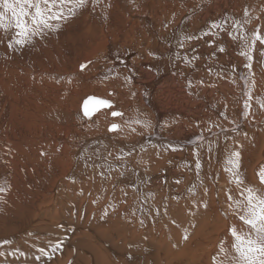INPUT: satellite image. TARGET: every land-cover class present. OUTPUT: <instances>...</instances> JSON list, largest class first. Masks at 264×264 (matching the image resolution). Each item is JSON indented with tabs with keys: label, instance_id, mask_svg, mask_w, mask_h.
Returning a JSON list of instances; mask_svg holds the SVG:
<instances>
[{
	"label": "bare ground",
	"instance_id": "1",
	"mask_svg": "<svg viewBox=\"0 0 264 264\" xmlns=\"http://www.w3.org/2000/svg\"><path fill=\"white\" fill-rule=\"evenodd\" d=\"M260 3L247 15L215 0L182 15L167 7L134 18L117 0H87L23 48L9 50L0 34V264H213L221 240L231 243L229 227H242L228 207L227 193L237 195L224 170L230 153L239 152L245 182L261 187L264 44L252 45L255 33L264 36ZM93 60L113 64L101 77L124 78L137 105L132 115L113 111L122 114L111 119L118 130L72 143L70 127L46 118L71 92L44 74L78 72ZM195 62L198 73L185 72ZM210 69L232 75L220 79L224 91L240 88L228 116L214 102ZM119 96H92L111 105L86 119L113 116L115 101L129 100ZM215 117L230 125L196 131L190 124ZM134 132L140 136L128 145ZM110 147L118 158L132 156L108 161ZM141 152L148 165L134 158ZM71 177L76 183L58 187ZM87 197L104 199L105 209L89 208Z\"/></svg>",
	"mask_w": 264,
	"mask_h": 264
},
{
	"label": "rangeland",
	"instance_id": "2",
	"mask_svg": "<svg viewBox=\"0 0 264 264\" xmlns=\"http://www.w3.org/2000/svg\"><path fill=\"white\" fill-rule=\"evenodd\" d=\"M117 1L119 3L120 8L128 16L134 17V18L135 17L141 18L142 15H146L147 13H148V15L151 16L154 14L155 10H158L159 13L164 14V12L166 10H168V9H166L167 7H170V9H172V11H175V12L179 11L178 15H182L183 13L185 14V13L193 11V10L199 11L200 9L203 8V6L206 7V5L207 6L209 4L212 5L213 2H215V0H154V1L153 0H117ZM227 2H228L227 7H229V8L231 7V9L233 10L234 13H239L241 11H245V9H248V5L250 3H254L255 7H258L261 4L260 3L261 0H227ZM241 3H243L244 5ZM235 4H237V5L235 6ZM242 5L244 6L243 7L244 9L241 7ZM177 6L179 8H177ZM181 11L183 13H181ZM253 24L254 23L251 22L250 25H253ZM201 62H202V64H207V63H204L203 60ZM194 64H192V67H191V68L194 67L193 70L189 68L188 70L185 69L186 70L185 72H187V73H190V72L193 73L194 72L195 74L198 73V71L200 70L201 64H198V62L197 63L195 62ZM112 66H113V64L111 62H107V61H103V60L102 61L93 60L90 63H88L87 65H85L84 68L80 69L78 72H74V73H56L55 72V73H52L54 75H52V74H46L45 75L44 74V77H46V79H49L48 82L52 83L53 86L65 85L64 87H65L66 92H71V93H66V94H68V97H66L67 98V100H66L67 105L64 108H57V107L51 108L52 109V110L50 109L51 111L50 110L47 111L46 118L48 119V121L51 120L53 123H55V124L58 123L60 126L70 127V129H72V131L69 133L67 139L69 141H71L72 143L74 142V143L82 144V143H85L87 141L88 142L97 141L101 137V135L106 131L105 129H107V127L109 129V127L112 124H115V122H112V120H111L112 118L115 119V117L110 116V115L108 117H103L105 115L101 116V114H100V115L96 116V119L95 118L86 119L83 116V114L81 113V107L80 106H81L82 101L85 98H87L88 96H97V97L106 99L110 95H113L114 92L115 93L118 92V94H120V96L122 97L121 99H123V97L127 95L126 97H124V99H129V100H125V103H122L121 102L122 100H118V101L116 100L117 103L115 101V104L113 105L114 108H112L110 110V113L115 111V109L116 110L121 109L122 111L125 112V114L128 113L127 115L134 114V112L132 113L130 108H131V106L137 105V103L134 99H132V98L130 99L129 98L130 96H128V94L130 93V91L132 89L131 85L126 80H124V78H120V79H122V80H120L114 76L101 77L102 76L101 74L105 73ZM197 69H199V70H197ZM207 71H208V73H210L209 74V76L211 77L210 79L213 78L212 80H215V82H216L215 88H214V90H215L214 91V95H215L214 102H215L217 107H218V105H219V107H221L223 114L225 116H228L230 113L233 112V111H231V107H233V108L237 107L238 102L237 101L233 102V100H236L238 98L240 88H239V86H237L235 84L233 86L234 88L230 89L231 85H229L227 90L224 91L222 81H224V79L231 78L232 75L228 76V75H225L224 73H221L220 71H218V72L214 71L213 69H210ZM111 77H112V79H111ZM116 79L118 82L116 81ZM231 83H233V81H231ZM197 85L198 84L195 83V86H197ZM219 87L221 90L218 89ZM111 89H112V91H111ZM228 89H229V91H228ZM158 95H156V97H158ZM197 95H198V97L204 96L202 91H199ZM131 100H133V101H131ZM130 101H131V103H130ZM124 104L125 105L127 104V105L125 106ZM263 104H264V102H263ZM115 106H117L118 108ZM262 109L264 111V107ZM98 118H100V119H98ZM108 119L110 120L109 122L107 121ZM98 120L100 122H97ZM146 120H150V117L147 118ZM106 122H107V124H106ZM236 122H237L236 119H234V124ZM190 124H192L194 129L196 128L195 129L196 131H201V130L207 129V128H210L211 130H213L215 128L226 129L230 125V123L227 120H225L224 118L222 119L221 117L220 118L215 117L211 121V123H207V122L205 123L204 121H198V122H194V123H190ZM194 124H195V126H194ZM72 126H74V127H72ZM74 128H76V129H74ZM108 129H107V131H108ZM73 130L75 133L73 132ZM135 133L136 132H134L130 137L133 140H131V139L125 140L128 145H133L131 143H133V141H135L140 136L139 133H136V135H135ZM108 134H111V132L108 131ZM109 140L111 141L110 138H109ZM114 145L115 144H112L113 147H114ZM96 147L97 146L94 144L92 149L93 148L96 149ZM110 148H112V147H110ZM112 149H113V152L107 154V156H106V159H108V161H114V160L121 161V160H124L125 157L132 156V154H125L123 157L119 156V158H118L117 157L118 149H116V148H112ZM154 149L155 148L153 147L152 150H154ZM144 154L145 153L141 152V153H139L138 156L136 155V157H134V156L133 157L134 158L138 157V159L140 158L139 159L140 162L143 161L142 163H147V165H148V163H149L148 160H150V157L147 155L148 154V152H147L146 155L148 157L146 156V160H145L142 158V156ZM114 156H116V159L114 158ZM76 168L77 167H74L73 171ZM75 178L76 177H71L70 179H63L58 184L59 185L58 187H62L64 183H71V184L76 183ZM87 201L89 202L88 206L91 209L95 210V209L100 208V210H98L99 212H102L103 211L102 209H105V206H103L104 199H101L100 201H98L95 197H93L92 199L89 200V197H87ZM101 207H102V209H101ZM109 215H107V216H109ZM107 218L111 219L110 217H107ZM129 220H132V218H129ZM37 229H39V228H37ZM38 239H39V245L40 244L47 245L42 240V239H44L46 242H48L47 239H45V238H38ZM46 263L48 264V261Z\"/></svg>",
	"mask_w": 264,
	"mask_h": 264
},
{
	"label": "snow or ice",
	"instance_id": "3",
	"mask_svg": "<svg viewBox=\"0 0 264 264\" xmlns=\"http://www.w3.org/2000/svg\"><path fill=\"white\" fill-rule=\"evenodd\" d=\"M86 3L87 0H0V34L7 39L9 50L23 48L46 31L59 29L61 20L71 18ZM240 39L247 44L249 38L241 36ZM256 41L264 44V36L255 33L252 38L253 46ZM247 58L251 60L252 57L249 55ZM95 104L110 106L109 102L103 100H95ZM261 106L264 107V104ZM245 107H248L247 103ZM83 110L85 116L90 115L88 101ZM112 115L116 117L122 114L113 112ZM118 128L117 124H112L109 131H116ZM199 167L197 163V168ZM224 170L228 173L229 182L234 183L237 189L236 196L231 191L227 193L228 207L231 214L242 222V227H229L231 243L221 240L218 251L212 258L213 264H264V167L256 174L261 186L259 188L245 182L240 172L239 152L230 153L224 162ZM41 253L43 254V250Z\"/></svg>",
	"mask_w": 264,
	"mask_h": 264
},
{
	"label": "water",
	"instance_id": "4",
	"mask_svg": "<svg viewBox=\"0 0 264 264\" xmlns=\"http://www.w3.org/2000/svg\"><path fill=\"white\" fill-rule=\"evenodd\" d=\"M90 98H94V99H90ZM95 100H101V99H98V98H95V97H92V96H88L87 98H85L83 101H82V105H81V113L83 114V116L85 118H89V116H91L92 114H95L96 112L100 111L101 109L103 108H108L110 106H103V105H96L95 104ZM88 101V108H89V111H90V115L89 116H85L84 115V105H85V102ZM105 101V100H103ZM110 104V102H109ZM111 105V104H110Z\"/></svg>",
	"mask_w": 264,
	"mask_h": 264
}]
</instances>
